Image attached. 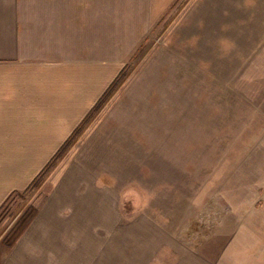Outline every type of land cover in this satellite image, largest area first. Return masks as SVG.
<instances>
[{
    "label": "rangeland",
    "instance_id": "374dc122",
    "mask_svg": "<svg viewBox=\"0 0 264 264\" xmlns=\"http://www.w3.org/2000/svg\"><path fill=\"white\" fill-rule=\"evenodd\" d=\"M35 1L59 19L67 8L84 42L94 30L120 74L40 182L0 211V250L76 160L124 214L146 212L192 246L224 229V264H264V0ZM254 211L261 224L239 228Z\"/></svg>",
    "mask_w": 264,
    "mask_h": 264
},
{
    "label": "crops",
    "instance_id": "0c3cea01",
    "mask_svg": "<svg viewBox=\"0 0 264 264\" xmlns=\"http://www.w3.org/2000/svg\"><path fill=\"white\" fill-rule=\"evenodd\" d=\"M38 7L0 0V205L84 126L120 70L100 58L94 30L91 43L71 34L67 8L59 19L53 3ZM50 179L0 264H224V229L192 246L146 212L124 214L119 192L76 160ZM261 220L244 214L238 227Z\"/></svg>",
    "mask_w": 264,
    "mask_h": 264
},
{
    "label": "trees",
    "instance_id": "16d2710c",
    "mask_svg": "<svg viewBox=\"0 0 264 264\" xmlns=\"http://www.w3.org/2000/svg\"><path fill=\"white\" fill-rule=\"evenodd\" d=\"M120 74V72L116 75V77L112 80V82L109 84V86L107 87V89L105 90V92L103 93L102 97L100 98V100L98 101V103L94 106V110H96L101 103L104 101V99L106 98V96L109 94V92L112 90L113 85L116 84L117 80H118V75ZM78 131V129L75 131V133ZM74 134H71L68 138V140L66 141V144L60 149L58 150L54 156L51 158V160L48 162V164L40 171V173L34 178V180L31 182V184L36 185L40 182V177L42 175V173L45 171V169L47 168V166L49 165V163H51V161L57 157L58 155H60L62 153V151L70 144L71 140L74 137ZM30 184V185H31ZM18 192H12L11 194L8 195V197L3 201V203L0 205V211L4 208V206L9 202L11 196L13 194H17Z\"/></svg>",
    "mask_w": 264,
    "mask_h": 264
}]
</instances>
